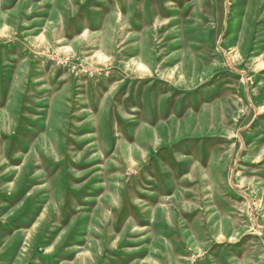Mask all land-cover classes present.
Listing matches in <instances>:
<instances>
[{"label": "rangeland", "instance_id": "374dc122", "mask_svg": "<svg viewBox=\"0 0 264 264\" xmlns=\"http://www.w3.org/2000/svg\"><path fill=\"white\" fill-rule=\"evenodd\" d=\"M0 264H264V0H0Z\"/></svg>", "mask_w": 264, "mask_h": 264}]
</instances>
